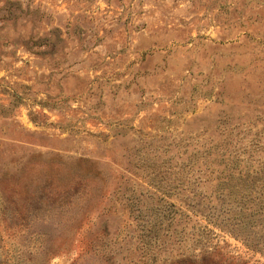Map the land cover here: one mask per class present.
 Instances as JSON below:
<instances>
[{
  "label": "rangeland",
  "instance_id": "1",
  "mask_svg": "<svg viewBox=\"0 0 264 264\" xmlns=\"http://www.w3.org/2000/svg\"><path fill=\"white\" fill-rule=\"evenodd\" d=\"M256 137L264 0H0V264H264L188 182Z\"/></svg>",
  "mask_w": 264,
  "mask_h": 264
},
{
  "label": "trees",
  "instance_id": "2",
  "mask_svg": "<svg viewBox=\"0 0 264 264\" xmlns=\"http://www.w3.org/2000/svg\"><path fill=\"white\" fill-rule=\"evenodd\" d=\"M247 146L251 148L248 151L249 154L253 151L256 153L260 150L264 151V138L260 140L259 137H256L254 141L253 139L249 140ZM211 150L212 147H207L202 153L209 155ZM193 155L198 157L196 153ZM230 155L228 152L221 151L219 158L206 160L203 163L207 168L206 172H203L206 177L198 178L195 175L188 182L191 186L203 185L205 189L209 190L212 197L208 201L213 200L214 205L209 206L208 210L212 209L213 212H217L215 217L219 218L221 223L228 225L226 229L232 235L240 237L248 248L262 250L264 240L259 241L252 235L258 234L254 228L264 229V158H245L243 160L239 156L231 157ZM195 162L196 160L193 164ZM210 182L214 183L211 185ZM198 194L202 195L203 192L192 191L191 196L194 197ZM204 197H202V201H204ZM191 210L192 213H195L194 206ZM205 251L207 252V250ZM208 254L212 253L208 252Z\"/></svg>",
  "mask_w": 264,
  "mask_h": 264
}]
</instances>
